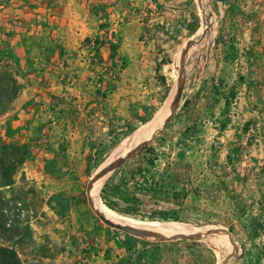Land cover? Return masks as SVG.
<instances>
[{
  "label": "rangeland",
  "instance_id": "374dc122",
  "mask_svg": "<svg viewBox=\"0 0 264 264\" xmlns=\"http://www.w3.org/2000/svg\"><path fill=\"white\" fill-rule=\"evenodd\" d=\"M176 1L178 15L169 16L166 29L156 13L151 15V8L144 18L132 19V33L126 37L118 31L121 21L116 32L107 24L97 39L101 43L97 53L93 48L84 50L81 65L63 77L70 81L61 80L58 90L30 92L18 101L22 89L0 84V119L15 107L24 110L21 119L15 117L0 128V145L23 143L30 155L14 176L17 198L30 218L25 242L17 248L23 264H139V252L147 253L151 264H159L162 254L161 264L171 257L188 264L192 241L212 250L215 264L219 260L248 264L239 257L240 251L226 255L238 241L233 227L227 226L222 195L210 193L211 159L208 145L197 137V112L241 102L252 108L264 105V0ZM161 28L167 38L159 46L150 45L147 37L156 38ZM158 66L169 91L157 78ZM19 74L12 64L2 63L0 78L10 80ZM177 74L182 89L175 109L155 136L111 165L101 189L115 175L122 188L138 191L144 180L156 182L165 175L167 166L183 164L180 189L185 199L180 206L145 197L139 216L120 215L138 222H178L195 230L189 236L165 239L131 235L98 218L88 202L87 188L112 153L164 106ZM165 189L169 193V186ZM156 197L166 196L156 193ZM154 211H164L177 221L159 219ZM178 241L174 253L168 252L170 247L143 244ZM201 255L202 261L209 259L208 252Z\"/></svg>",
  "mask_w": 264,
  "mask_h": 264
},
{
  "label": "crops",
  "instance_id": "0c3cea01",
  "mask_svg": "<svg viewBox=\"0 0 264 264\" xmlns=\"http://www.w3.org/2000/svg\"><path fill=\"white\" fill-rule=\"evenodd\" d=\"M150 8L166 29L169 16L175 18L179 6L176 0H0V67L10 63L21 73L16 76L23 87L17 100L30 92L58 90L61 80L70 81L63 77L81 65L84 50L92 48L107 24L115 28L121 21L118 31L126 37L132 33V19L138 21ZM165 38L163 28L156 38L147 37L155 46ZM23 112L15 107L0 119V128L15 117L21 119ZM197 115V137L209 147L210 193L222 195L227 226L233 227L238 241L226 255L240 251L245 263L264 264V105L252 108L241 102L235 107L200 108Z\"/></svg>",
  "mask_w": 264,
  "mask_h": 264
},
{
  "label": "trees",
  "instance_id": "16d2710c",
  "mask_svg": "<svg viewBox=\"0 0 264 264\" xmlns=\"http://www.w3.org/2000/svg\"><path fill=\"white\" fill-rule=\"evenodd\" d=\"M223 1V0H220ZM86 44H90L91 40L86 39ZM93 49L98 51V47L101 43L97 39L93 41ZM111 49H115L111 47ZM157 78L166 86V91H169L166 85V78L160 74L159 66L156 68ZM16 77L10 80L7 77L0 78V84L8 86L12 84V88L21 90L22 87L17 83ZM9 91L6 90L4 94ZM186 130L185 132H188ZM30 157L27 147L23 143H11L3 142L0 145V264H23L19 258L17 248L21 247L25 242V238L29 231L30 218L26 215V210L23 202L17 198V192L14 190V176L17 170L22 167L24 163ZM152 164V161H148ZM174 167L167 166L164 170L165 175H161L158 181H154V178L146 179L138 191L124 189L115 182L114 177L108 178L104 183L101 191L100 198L104 205L118 214L135 218L140 215L141 210L144 208L146 199L145 197H151L155 201H160L175 206H180L184 199L185 194L180 189L182 185V175L180 169L185 168V165L176 163ZM139 175L142 174L141 164L137 167ZM144 178V177H143ZM189 178V177H188ZM153 183V184H152ZM165 186H169L168 190ZM156 193L166 197H156ZM100 199V200H101ZM153 216H158L159 219H167L177 221L175 217L167 216L164 211H154ZM140 219H144L140 217ZM146 246L153 247H170L167 249L169 253H174L172 250L178 246V242L170 243H143ZM188 248L192 259L188 264H215V257L212 250L208 249L201 243L194 241L188 243ZM202 252L209 253V259L202 261ZM137 256V255H136ZM164 254L160 256V262L162 263ZM150 257L147 253H138L137 262L139 264H151ZM158 264V263H157ZM163 264H178L175 259L168 258L164 260Z\"/></svg>",
  "mask_w": 264,
  "mask_h": 264
},
{
  "label": "bare ground",
  "instance_id": "6f19581e",
  "mask_svg": "<svg viewBox=\"0 0 264 264\" xmlns=\"http://www.w3.org/2000/svg\"><path fill=\"white\" fill-rule=\"evenodd\" d=\"M180 75V74H179ZM180 78L178 74L175 76L173 86L170 91L169 99L166 101L164 106L156 113L154 118L150 120L145 125H142L140 128L136 129L129 140L122 144L119 148H117L111 156V159L106 164H102L101 167L93 177H91L90 184H93L96 180H98L91 189V187L87 190L88 192V202L93 211L96 212L98 218L105 224L109 226L116 225H129L134 229L128 227L133 230L135 234L145 236L148 238H160L165 239L174 236H189L193 234L194 228L191 226H187L182 223L175 222H138L134 220L127 219L120 214L112 211L108 207H106L100 200L99 192L101 186L109 173L111 165L122 158L132 147L142 144L143 142L148 141L153 136H155L163 127L165 120L168 115L172 112L170 107V98L173 92H175L179 87ZM133 150V149H132ZM124 158V157H123ZM109 160V159H108ZM124 226V225H123ZM217 227V226H216ZM207 228V227H205ZM209 229V228H208ZM213 229V227H212ZM201 233V231H200Z\"/></svg>",
  "mask_w": 264,
  "mask_h": 264
},
{
  "label": "water",
  "instance_id": "95a60500",
  "mask_svg": "<svg viewBox=\"0 0 264 264\" xmlns=\"http://www.w3.org/2000/svg\"><path fill=\"white\" fill-rule=\"evenodd\" d=\"M181 89H182V83H181V81H180V82H179V87H178V89H177L175 92H173V94L171 95V98H170V107H171L172 110L175 109V107H176V104H177V102H178V98H179V95H180ZM169 96H170V94L167 96V98H168ZM167 98H166V99H167ZM97 181H98V180H96L93 184H90V183H89L88 187H89V186H90V187L92 186L91 189H93V187L95 186V184H96ZM90 187H89V188H90ZM89 188H87V190H88ZM88 192H89V191H87V196H88ZM87 199H88V197H87ZM112 227H114L115 229H117V230H119V231H122V232H125V233H128V234H131V235H137V234L134 233L133 230H131V229H129L128 227L123 226V225H116V226H112Z\"/></svg>",
  "mask_w": 264,
  "mask_h": 264
},
{
  "label": "built area",
  "instance_id": "2783aa9c",
  "mask_svg": "<svg viewBox=\"0 0 264 264\" xmlns=\"http://www.w3.org/2000/svg\"><path fill=\"white\" fill-rule=\"evenodd\" d=\"M108 37L111 38V35L109 34ZM92 46H93V44H92ZM92 48H93V47H92Z\"/></svg>",
  "mask_w": 264,
  "mask_h": 264
}]
</instances>
